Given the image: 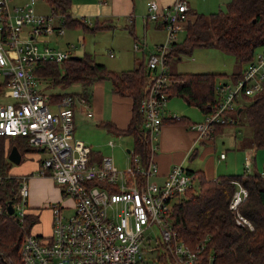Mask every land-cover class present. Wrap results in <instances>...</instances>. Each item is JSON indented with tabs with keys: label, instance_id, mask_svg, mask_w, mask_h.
I'll use <instances>...</instances> for the list:
<instances>
[{
	"label": "built area",
	"instance_id": "1",
	"mask_svg": "<svg viewBox=\"0 0 264 264\" xmlns=\"http://www.w3.org/2000/svg\"><path fill=\"white\" fill-rule=\"evenodd\" d=\"M33 2L12 6L11 0H0V82L5 85L4 93L12 98L0 104V134L27 136L32 147L46 152L38 174L49 175L59 183L63 197L71 199V203L52 204L50 234L25 235L20 248L24 264H206L201 257L206 245L178 241L171 219L174 198L192 185V175L184 165L175 163L163 182L154 179L159 173L155 153L168 101L165 88L170 82L165 57L182 29L183 12L189 8L187 1L177 0L164 8L157 0L147 3L149 19L165 20L166 39L147 57L153 73L142 110L150 156L143 163L132 149L126 169H119L111 156H104L101 164L94 163L91 146L74 136V95L51 101L50 95L37 86L36 63L49 57L62 60L69 52L38 41L56 31L62 34L65 29L55 26L58 14L39 13ZM135 47L140 44L135 42ZM263 81L264 51L247 65L243 77L233 83L217 84L221 100L206 113L204 122L195 124L198 137L210 139L216 125L234 124V112L243 102L241 97L258 93ZM221 157H225L224 152ZM252 164L253 155L248 154L246 166L250 168ZM29 193L27 177L21 176L19 199L12 200L14 213L21 217L26 213L23 205ZM247 195V188L238 183L230 206L239 224L253 227L239 211ZM8 204L5 208L0 203V213L14 214L9 212ZM66 207L72 209L70 215L64 214ZM154 224L159 226L162 238L156 239L157 245L144 246L147 231ZM212 259L210 256V264Z\"/></svg>",
	"mask_w": 264,
	"mask_h": 264
},
{
	"label": "trees",
	"instance_id": "2",
	"mask_svg": "<svg viewBox=\"0 0 264 264\" xmlns=\"http://www.w3.org/2000/svg\"><path fill=\"white\" fill-rule=\"evenodd\" d=\"M45 1L52 7V13L58 14L56 27L95 31L110 26L106 20L99 21L97 18L90 23L85 16L73 15L71 0ZM183 15L184 38L174 39L165 57L170 77L165 90L168 98L181 96L188 104L208 113L221 100L217 76L222 73L173 71L169 67L170 60L173 56L182 57L197 47L216 46L238 58L240 67L233 73V80L243 77L247 65L255 59L256 50L264 45V0H230L226 9L210 14L189 7ZM156 21H159L158 28H165L163 18ZM127 28L134 35L135 42H138L134 24L131 23ZM63 34L56 31L53 35L39 37L38 41L43 43L44 40L45 44L50 45L51 39ZM50 46L69 52V56L62 60L49 57L36 63L38 80L48 79L51 85L63 88L50 95L51 101H58L67 94H78L77 91L66 90L73 84L80 83L87 89V85L95 80L110 79L115 93L130 98L132 115L125 128L118 127L110 120L101 121L100 124L109 132L132 134L133 153L139 154L143 163H146L151 146L144 129L142 101L148 95L153 73L147 62L142 60L133 68L117 71L96 61L88 52L83 53L82 57H74L77 53L73 51V44H68L67 48ZM144 46L141 43L140 47ZM4 89V83H0V93ZM241 100L242 109L234 112V124L247 120L251 137L249 144L245 146L250 145L256 149L264 145V81L258 93L253 96L243 95ZM183 120L185 119L175 116L168 119L175 123ZM225 125L229 124L216 125L210 139ZM14 145L21 151L22 159L27 152L39 151L28 143L27 136L0 134V203L5 208L9 201L19 199L17 195L21 176L10 173L13 162L8 157L9 150ZM252 168H256L254 161L252 167L246 166L241 173L221 174L214 178L208 177L204 169L188 168L193 183L184 193L174 198L171 219L178 241L193 246L199 243L206 245L201 252L206 264H210V256L213 258L212 264H264V172L251 171ZM238 183L248 190V195L239 205V211L253 227L239 224L236 220L237 213L230 206ZM26 205V213L22 217L17 212L0 213V264H24L20 249L23 239L27 233H38L33 231V227L39 220V214Z\"/></svg>",
	"mask_w": 264,
	"mask_h": 264
},
{
	"label": "rangeland",
	"instance_id": "3",
	"mask_svg": "<svg viewBox=\"0 0 264 264\" xmlns=\"http://www.w3.org/2000/svg\"><path fill=\"white\" fill-rule=\"evenodd\" d=\"M31 0H11V5L30 2ZM136 3V22L134 30L139 40L138 43L147 44L146 50L144 48L135 47L134 35L131 31L126 28L127 25H123V21L117 27H104L95 31L84 30L82 28H69L66 27V34L63 36H56L50 40V45L57 46L60 48H67L68 41H72L76 44L75 53L82 55L85 52L90 53L94 59L98 62L105 63L109 68L120 71L122 69H130L140 63L142 60L147 62V57L150 50H154L156 45L162 43L166 39V29L158 28L156 20L145 19L144 15L148 13V2L151 0H133ZM160 1V0H159ZM230 0H189L191 8L196 11L210 14L219 9H226L227 3ZM158 2V1H157ZM33 5L36 11L44 14H50L51 7L45 0H34ZM130 25V24H129ZM185 31L180 29L177 33V40L184 38ZM110 50H114L115 56L110 54ZM264 51V45L260 46L256 50L258 52ZM170 70L179 72H203V71H214L220 72L221 75L217 76V84L220 83H233V73L240 67L238 58L231 53L225 52L216 46H201L192 50V52L185 53L182 57L173 56L170 60ZM106 81V93H112L113 85L110 79H103ZM37 86L45 94L55 93L62 91L63 88L55 87L50 84L48 79L38 80ZM94 87V86H93ZM92 85H87V92H92ZM66 90H72L79 92V95H83L85 87L80 83H76L66 88ZM11 98L6 94L0 93V104L9 101ZM80 96L77 99V104L80 103ZM112 98L105 94L104 109L106 112L110 110ZM93 110V103L91 105ZM165 115H177L182 117L186 115L189 117L191 122H204L206 112L202 111L195 105H190L186 100L181 97L174 95L168 98ZM109 117V116H107ZM74 136L82 139L86 144L90 145L97 153L93 155L94 160H98L102 156H112L115 165L119 169H126L129 166L130 158L127 148L133 149L134 139L132 134H123L121 137L115 133H110L107 128L102 125H98L96 118L87 115L81 110H77L74 116ZM190 126L192 125L189 124ZM219 133V131L217 132ZM15 138L18 136H14ZM251 137V128L247 120L243 119L238 124L226 125L223 133L217 134L213 140V144H207L215 146L216 150L214 153L216 157V166L218 167L219 174L226 173H241L246 169L247 150ZM115 140L116 146L112 148L108 142L109 140ZM211 140V141H212ZM200 143L198 147H200ZM200 150V149H199ZM226 153V158L221 157V152ZM100 153V154H99ZM38 155V157H37ZM47 156L46 152H37V154L31 155L25 154V161H33L43 159ZM197 156H195L196 158ZM194 159V158H193ZM192 159V160H193ZM23 160V161H24ZM191 160V161H192ZM189 160L185 161V168H188L190 164ZM18 164L13 162V166ZM197 165V164H196ZM255 166L252 168L254 171L264 172V145L255 149ZM202 167V166H199ZM54 180V179H53ZM55 184L60 188L62 193V186L55 181ZM32 186V185H30ZM31 196V194H30ZM64 199V200H63ZM62 203H70L71 201L67 198H63ZM31 201V200H30ZM44 205V204H43ZM27 207L26 204L23 205ZM72 213L71 208H64V214L70 215ZM51 218L48 210H43L41 215V221ZM50 226L44 227L40 231H44L45 234L49 233ZM36 229V226L34 227ZM33 230V231H34ZM36 232V231H34ZM148 238L144 243V246L157 245L156 239L162 238L160 228L157 224H154L147 231ZM150 257V254H146Z\"/></svg>",
	"mask_w": 264,
	"mask_h": 264
},
{
	"label": "crops",
	"instance_id": "4",
	"mask_svg": "<svg viewBox=\"0 0 264 264\" xmlns=\"http://www.w3.org/2000/svg\"><path fill=\"white\" fill-rule=\"evenodd\" d=\"M71 1H72L71 11L73 15L85 16L86 20L90 23L94 22L95 19L98 18L99 21L106 20L105 22L106 23L108 22L110 24L109 27L112 28L119 26L121 21H123V25L125 24L128 26L131 23L135 25L136 16L134 13L137 6L133 0H71ZM157 1L161 5V8H164L166 6L172 5L177 0H160V1L157 0ZM186 1L188 6L191 8V4L189 0ZM51 11H52V7H51ZM144 17L145 19H147L146 14L144 15ZM155 22L157 24L159 23V21H155ZM64 34H66V30ZM68 44H73L76 47V44H74L72 41H68ZM146 46L147 44L145 45V47ZM75 49L76 48L73 49L74 52ZM112 52H113L112 56H115L114 50H112ZM89 85H92L93 88L92 92H87L85 89L83 95H79V94L75 95L76 105L74 109V116L77 110H81L87 115H90L91 117H95L98 125H102L100 124L101 121L110 120L114 122L118 127L125 128L132 115V104L130 98L120 96L114 91H112V93L111 92L106 93V81L103 79L95 80L92 84ZM2 93L5 94L4 90ZM52 94L54 93H50L49 95ZM105 94L109 95L112 98L111 100L112 108L107 112L104 109ZM79 96H80L79 99L80 103L77 104V99L79 98ZM10 100H12V98ZM92 103H93V110L91 109ZM165 111H166V106L163 108V116H164L163 124L161 127V131L159 133V137L157 141L158 145L155 153V160L159 166V173L154 176V179L159 182H163L166 179L167 177L166 175L173 164L181 163L182 165H184L185 161L187 160L191 161L193 158L194 159L190 162L188 168L204 169L206 175L212 178L221 175V174L217 175L218 167L216 166V157L214 153H212L214 150H216V148L215 146L207 145V144H213L212 139H214V137L217 134L221 132L223 133L226 125L222 127L219 133H215L213 138L200 139L198 137V131L195 128V124L197 122L196 123L191 122L190 121L191 119L186 115H182V118L185 120L181 122H176V123L170 122L168 121V119L173 115H165ZM191 123L192 125L190 126L189 124ZM109 133L110 135H112V133L115 132H109ZM115 134L118 135L119 137L123 135L120 133H115ZM128 136H131L134 139L133 135H128ZM113 141L114 144H110L108 142V144L112 148H114L117 144L115 140ZM199 143L201 144L200 147H198ZM11 149L9 150V152L11 151ZM247 151H248L247 155L248 154L253 155V161L255 166V148L248 145ZM37 152L40 151L35 150L27 153L35 156ZM223 152L224 151H222L221 153ZM95 153L97 152L92 148V152H91L92 161L96 164H101L104 156L101 155L100 159L94 160L93 155ZM195 156L197 157L195 158ZM111 158L114 161L112 156ZM223 158H226V153H225V157ZM23 160L24 159H22L18 163L14 162L18 165L17 166L12 165L10 173L18 176L27 177V182L30 187V193L26 200L27 203L25 204H28L30 209H32L35 213L39 214V220L34 225V227L36 226L37 230H34V227L33 230L38 233L45 234L44 231H40V230H42L44 227L50 226V229L48 230L49 231L48 234H50L52 230L51 222L53 216L52 204L54 202L62 203V199L64 197H62L60 188L57 186V184H55V180H53L51 176L38 174V169L43 159L41 160L37 158L36 160H34V162L25 161V160L23 161ZM226 174H230V173H226ZM67 199L71 201V199L69 198ZM43 210H48V213L51 215V218L49 219L47 218L42 222L41 215L43 213Z\"/></svg>",
	"mask_w": 264,
	"mask_h": 264
},
{
	"label": "water",
	"instance_id": "5",
	"mask_svg": "<svg viewBox=\"0 0 264 264\" xmlns=\"http://www.w3.org/2000/svg\"><path fill=\"white\" fill-rule=\"evenodd\" d=\"M74 57H82V56L81 55H78V54H74ZM241 109H242V107L239 108V111ZM127 151L130 152L131 151V148H128ZM8 157H9V159L12 162L18 163V162H20L22 160V153L18 149V147L14 145L12 147L11 151L9 152ZM8 210H9L10 213H14L15 212V209H14V207L12 205V201H10L9 204H8Z\"/></svg>",
	"mask_w": 264,
	"mask_h": 264
}]
</instances>
